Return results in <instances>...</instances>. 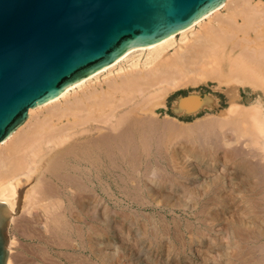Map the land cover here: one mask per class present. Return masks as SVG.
Listing matches in <instances>:
<instances>
[{"label":"bare ground","instance_id":"6f19581e","mask_svg":"<svg viewBox=\"0 0 264 264\" xmlns=\"http://www.w3.org/2000/svg\"><path fill=\"white\" fill-rule=\"evenodd\" d=\"M115 72L116 74L114 75ZM101 77L104 78L102 81H100ZM209 82L213 84L214 94L216 95L215 97H218L219 95L225 96V107L220 101L216 100L217 98L214 99L210 95H206L204 98H202L201 94L196 92L191 93L187 99H177L173 105V109L177 115H182L183 113H192L191 115L193 116H198L201 113L205 114L204 117L199 118L194 124H192V126H190V124L186 125V123L185 125H181L179 121L175 123L176 120H172L173 118L169 119L168 116L165 117L163 123L156 119L157 114L154 108H157L156 106L160 105L164 98L171 92L180 89L200 87L202 85L208 86ZM204 90L206 91V89ZM242 90L245 92L250 91L256 96L254 101L248 99L246 100L248 105L247 107L243 106L242 104L244 103V100H242L243 98L241 99ZM209 113H213L214 115H210ZM230 130L239 140L240 138H248V143L254 147L255 155H260L264 162V2H262V0H227L220 8L207 14L189 28L179 32L177 35L171 36L158 44L137 48L127 52L110 66L103 68L88 78L67 88L56 99L37 108L30 109L28 112V119L25 124L18 128L16 132L13 133L6 141L0 144V203H4L7 206V210L10 212L9 214L13 220L16 218L15 209L17 206L18 208H22L24 206V209L27 213L34 209H38L37 211H40L41 214L40 216H37L39 213L36 212L37 215H33L36 222L35 224L43 226L45 229V231H43L44 233L46 232V234H52L51 236L57 233V237L59 236V238L66 239L65 241H67L66 236L70 235L69 232L76 233L78 235L82 232L79 224L77 225L79 227L78 228L75 224V226H73L69 220H66L68 219L67 216L69 214L71 216L74 213H71V209L74 206H79V208L82 205L91 206L97 201H95V168H98V170H104V173L105 171L107 173L113 172L114 174L119 172L125 175V173L128 174L133 172L135 175L133 173L132 174L138 177V174H140L142 171L145 174H147V172L154 173L153 168H157L160 165V160L168 158L169 160H167V164L170 162L169 164L173 166H170L171 170L169 168L168 169L170 171L178 170V168H176L177 165L179 166L183 162L177 164L178 162H176V156L178 155V151H184L183 147L186 145V143L191 141V145L193 146V143L196 141L197 143L200 141L204 142L207 139L206 137H209V140H207L210 141L211 136H215L216 138V135H221L220 137L222 140L225 139L223 141L220 140L223 142V147H233L231 145L233 144L231 140H234L235 137L231 138L229 136L231 138L229 141V137L227 135V132ZM242 140H240V142ZM209 143L205 144V146H209ZM245 143L248 144L247 142H244V145ZM188 146L190 147V145ZM211 146L212 145H210V149L213 148H211ZM247 146L248 145H246L245 148ZM194 147H196V145ZM220 147L222 146L220 145ZM199 148L196 149L200 150ZM222 148H219V150ZM190 149L188 151H190ZM204 149L206 148L204 147ZM201 150L203 149L201 148ZM242 150H236L233 147L231 150H224L221 154V157L222 155H224L223 157L225 158L226 155L231 157L235 154H241V156L242 154H247L245 153V149V152ZM195 152L197 153L198 151L193 150V154H196ZM204 152L208 153L209 151ZM212 153L215 155L214 152ZM200 155H196V157H200ZM210 158L208 159L209 161ZM212 158L215 159V157ZM227 159L226 163H224L225 160L223 162L225 165L228 163ZM243 159L246 160L245 158ZM243 159L241 161H243ZM231 160H229V162L232 163ZM251 162L245 164L243 162L244 166H242L246 171H248V175L251 177L253 175L256 178L254 173L256 168L254 169ZM258 162L262 161L260 160ZM238 164H236L237 168L239 170L242 169V167ZM263 166L261 165V169L264 170V168H262ZM184 168L181 169L184 170ZM181 169H179L180 173L182 175L184 174V177H186V171L184 170L183 172ZM259 172H261L262 174H260L264 176L262 170ZM152 173L150 175H152ZM161 173L163 174L165 172ZM238 173H240V171ZM156 174L159 175L160 173L157 172ZM162 174L160 175L161 177ZM134 176L131 178L135 179ZM170 176H172V174ZM178 176L180 177V175ZM188 176H190L191 179L194 174L190 172ZM126 177L129 178V176ZM149 177L150 176H147V178ZM168 177L169 176H167V178ZM117 178V180H113V183L124 182L123 176L119 175ZM145 178H142L146 180L144 184L147 183V179ZM150 178L155 180L153 176ZM172 178L175 179L174 177ZM176 178L178 179V177ZM245 178H243V181H245ZM157 179L156 181H158ZM188 179L189 178H187V180ZM101 180L99 179V182ZM171 180L172 179L169 180L170 183ZM175 180H173V182ZM102 181L100 183H103ZM130 181L128 183H131ZM139 181L142 180L139 179ZM169 181L166 182L165 180V183L168 184ZM255 181L257 182H249L253 184L255 183L256 186L262 185V183H259L261 185L257 184L258 181L260 182V180ZM110 182L112 183V180ZM235 182L234 185L239 181L236 183ZM100 183L98 184L101 185ZM103 184H106V182ZM122 184L125 185L124 183ZM135 184H137V182ZM165 185L163 186L165 187ZM213 185L214 184L212 183V186ZM255 185L253 186L256 187ZM176 186L179 188L178 185ZM246 186L247 185L245 184V187ZM253 186L250 187L253 189ZM159 187L162 188V186ZM172 187H174V184ZM172 187L170 188L171 190ZM107 188L110 187L107 186ZM131 188L133 189V187ZM137 188L140 187L136 186L135 189ZM132 189L128 190L130 191ZM125 190L123 189V191ZM205 190L208 191L207 189ZM187 192L189 191H186V193ZM190 192L192 194V190ZM222 192L224 191L222 190ZM262 192L264 194V191ZM133 193L136 194L135 192ZM145 193L147 194L146 191ZM189 194L188 196H190ZM238 194L236 196H238ZM192 195H194V193ZM240 196L241 195H239V197ZM219 197L222 199L219 201L224 202L220 204L218 201V203L225 208H229V206L226 204V202H229L226 201V199H228L227 194L220 193ZM256 197H254V200ZM152 198L153 197L150 199L153 200ZM216 198L217 200L219 199L218 197ZM199 199L200 198H198V200ZM260 199L264 203V195L261 196ZM143 200L139 201V203H143ZM190 200H192V198ZM251 201L247 203L248 205L246 204V211L250 205L255 206L256 201L254 203ZM244 202H246V200ZM136 203L138 202L136 201ZM258 203L256 204L258 205ZM96 206L99 207L98 205H95V207ZM234 208L235 209L232 210L235 212L237 207ZM249 209L252 212L248 210V213L250 212V215L252 213L254 214L252 210L253 208H251V206ZM254 209L256 211V209L259 208L256 207ZM91 210V208H88V212H91ZM244 211L241 209L239 214L237 213L238 216L241 217L242 221L239 219L238 222H233V219H230L231 223H233L229 224L233 227V229L232 227L231 229L234 230L233 232L235 235H237V239L232 241L233 244L231 251H226L224 249L229 254L232 252L234 255H237V259H233H235V262L241 263L249 260L245 259L246 257L241 256H251V253L252 255L255 254L251 251L260 249L263 246L260 245V247L257 245V243L255 246L258 247L253 246L254 243L252 244V240L264 237V214H261L263 218L256 217L258 215L256 214V219H260V222L258 223H253V221H248L246 223L244 220H246L245 218L247 217L245 216L247 214L244 215ZM107 213L108 212L106 211V214ZM89 214L90 213H88V215ZM97 214L98 212L96 215ZM102 214H105V212H102ZM214 214L212 215L214 216ZM232 214H230V217H232ZM83 215L85 217L86 214ZM120 215L124 216V214ZM104 216L107 217V215ZM129 217L132 216L129 215ZM125 218H128V216ZM125 218L120 220H126ZM85 219L86 218H84V220ZM228 220H226L227 223ZM44 221L46 224H44ZM160 225L161 224L158 223L159 227ZM149 227H151V225ZM152 227L151 232L154 229H152ZM145 229L147 230V228ZM164 230L166 231V229ZM85 231L87 232V230ZM163 232L164 231H162V233ZM45 236L48 238L47 235ZM39 237H41V240H43L45 243L49 241V239L42 237L41 232ZM53 237L56 239V235ZM233 239H235V237ZM57 240L58 239H56L57 243L60 242ZM86 241L89 242L90 240ZM67 243L69 242L67 241ZM227 245L230 246L229 244ZM10 246L11 245L8 247L9 253L12 252L10 251ZM258 253H260V251ZM259 256H261V254ZM231 257H233V255H231ZM262 257L263 258L258 259L257 262L255 261L256 259L253 258L249 260V262L250 264H261L264 262V256ZM230 260L231 259H229V262ZM14 263L15 257L9 255L7 264ZM231 263L233 262L231 261ZM247 264L249 263L247 262Z\"/></svg>","mask_w":264,"mask_h":264},{"label":"rangeland","instance_id":"374dc122","mask_svg":"<svg viewBox=\"0 0 264 264\" xmlns=\"http://www.w3.org/2000/svg\"><path fill=\"white\" fill-rule=\"evenodd\" d=\"M262 2H264V0H262ZM115 74H116V72L114 73V75ZM103 79L104 78L101 77L100 81H102ZM93 83H95V82H93ZM208 84H209L208 86L202 85L200 87L180 89V90H176V91L171 92L169 95H167L164 98V100L161 102V104L159 103L160 105L156 106L157 108H154L155 112L157 114L156 119L163 123L164 122L163 120H165V117L168 116L169 119H172V118H173L172 120L175 119L176 120V121L174 120L175 123H177V121H179V123L181 125H185V123H186V125L190 124V126H192V124H194L199 118L204 117L205 114L201 113L198 116H193V115H191L192 113H183L182 115H177V113L173 109V105L177 101V99H187V97H189V95L191 93H196V92L200 93L202 98H204L206 95H210L214 99L217 98L216 100L220 101L223 104V106L225 107L226 106L225 96L219 95L218 97H215L216 95L214 94L213 84L211 82H209ZM204 89H206V91ZM202 92H204V93H202ZM246 92L243 90L241 91V99L243 98L242 100H244V103H242V104L245 107L248 106L247 101H246L247 99L254 101V99L256 97L254 93H251L250 91H246ZM209 114L214 115L213 113H209ZM161 118H163V119H161ZM230 131L227 132L228 137L230 136L231 138H234V137L236 138V139L234 138V140L233 139L231 140V138L229 137V141L231 140L233 142V144H231V145L236 150H242L243 149L242 151L243 152L246 151L245 153H247V154H242V156H241V154H235L234 156H231V157H228L226 155L225 158L223 157L224 155H222V157H221V154L224 150H227V149L231 150V149H233V147L224 146L225 147L224 148L223 142H221V141H223L225 139L222 140V138L220 137L221 135H216L217 136L216 138H215V136H211L210 141H208L209 137H206L208 139V140L207 139L205 140L206 142L208 141L207 143L205 141H204L205 143L202 141L197 143V141H196L193 143L194 144L193 146L191 145L192 144L191 141L186 143V145L183 147L184 151L183 150L178 151V155L176 156L177 157L176 162H178L177 164H180L181 162H183L179 166L177 165L176 168H178V170L170 171L171 170L170 168L173 166H171L169 164L170 162H168V164H167V160H169L168 158L167 159L164 158L163 160L162 159L160 160V165L157 168H153L154 173L147 172V174H145L142 171L144 174L142 172L140 174H138L139 176L136 174L138 177L134 176L135 174L133 172L128 173V174L125 173L126 176H129V178H128L119 172L114 174L113 172L107 173L105 171V173H104V170H98V168H95L96 169V171H95V174H96L95 175V201L96 200L97 201L95 202V204L91 205L92 207L90 205H82V206H80V208H79V206H77L78 208L76 206H74L71 209V213L74 212L75 214L73 213V215H71V216L69 214L67 216L68 219H66V220L67 221L69 220L71 225L72 224H73V226L76 225V227H78L77 225L79 224V227H80L82 232L79 235L76 233L69 232L70 235L66 236L67 241L69 243H67V241H65L66 239H61V238H59V236L57 237V233H56L53 236L56 235V239H58L57 241H60V242H58L60 244H58L56 242V239H54V237L51 236L52 234L50 235L48 233L46 234V232L45 233L43 232V231H45L43 226L35 224L36 222L34 220L35 218L33 215H37V213H39V215H37V216H40V214H41L40 211H37L38 209H34L31 212H28V213H30V214H28L25 211L24 206L22 208L21 207L18 208V206H17V208L15 209L16 213L14 212L16 214V216H15L16 218H14L15 220H13V218L10 216L11 222H9V226L7 228V237L9 239L8 247H9V245H11L10 251L13 252V253L10 252L11 254L9 253V255L15 257V263L14 264H50V263L51 264H233L235 262V259H237L238 256L234 255L232 252L229 254L226 251L232 250L231 249L232 244H233L232 241H235L237 239V237H236L237 235H235V233L233 232L234 231V230H232L233 227L230 224H232L233 222H238L239 219L241 220V217L238 216L239 211L241 209H243V211L245 208L247 209V205H248L247 203L250 202L251 200H252L251 202H253V203L256 201L255 206L250 205L251 208H253L252 210H253L254 214L252 213L250 215V212H252L249 209L250 206L248 208V210L250 211L249 213H248V210L246 211V209H245L244 215L247 214L245 217H247L248 220H247V218H245L246 220H244V222L247 223L248 221H250V222L253 221V223L254 222L258 223V222H260V219H256V217L263 218V216H264V215L263 216L261 215V214H264V212H262V211H264L263 210L264 209V207H263L264 203L260 199V197L264 195L262 192V191H264V181H263L264 176L261 175L262 174L261 172H259L262 170V172L264 173V170L261 169V165L263 166L264 162L261 159L260 155H258V154L255 155L254 147L248 143V138H242L244 140H242L240 138V140H242L241 141L242 143H241L240 140L236 137V135L235 134L233 135V132L232 131L230 132ZM212 139H213V141H212ZM237 139L239 140V142ZM216 140H217V142H216ZM244 142H247L248 144L245 143V145H244ZM208 143L210 145H212L211 148L213 147L212 148L213 151H212V149H210V145L209 146L207 145V147L205 146V144H208ZM187 144L190 145V147ZM198 144H199V146H198ZM195 145H196V147H194ZM220 145L223 148L220 147ZM246 145H248V146L245 148ZM199 147H201L204 151H209V152L208 153L204 152ZM204 147L206 149H204ZM196 148L197 149L199 148L201 150V155L203 153L205 155L203 154L201 156L200 150H197ZM219 148H222L224 150H222V149L219 150ZM189 149H190V151H188ZM244 149H245V151H244ZM193 150L198 151L199 153L197 152L198 153L197 154L195 152L196 154H193ZM212 152H214V153L217 152V153H215L216 156ZM187 153H189V154H187ZM209 153H211L212 155ZM196 155H200V157H196ZM244 155H245V157H244ZM247 155H248V158H247ZM204 156H205V158H204ZM206 156H207V158H208V156H209V158L211 157L210 161L208 160L209 158L208 159L206 158ZM235 156H237V157H235ZM212 157H215V159H213ZM255 157H257V158H255ZM181 158H182V160H181ZM227 158H229V159H227ZM231 158H232V160H231ZM243 158H245L246 160H244ZM249 158H251V159H249ZM222 159H223V161H222ZM226 159L228 160L227 165L224 164V163H226ZM242 159H243V161H241ZM179 160H180V162H179ZM224 160H225V162H224ZM229 160H231L232 163L229 162ZM248 160H249V162H248ZM260 160L263 162V164H262V162H258ZM255 161H257V162H255ZM235 162H237V163H235ZM243 162H244V164L251 162L254 169L255 168L257 169V172H256V169H255V172L253 170L256 178L253 175H252V177L250 175H248V171H246L243 168V166H244ZM238 163H240V164H238ZM253 163L254 164L257 163V164H255L257 167ZM187 164H189L190 166ZM236 164L240 165L242 167V169L239 170L237 168ZM258 164H260V165H258ZM180 166H181V168L185 167L184 170L186 171L185 174L187 176H188V174H190V172L193 173L194 176L190 179V176H192V175H190L188 177L185 175L187 178H189L187 180V178L184 177V174L182 175L180 173V171H179V169H181ZM262 168H264V166ZM187 169H188V171H187ZM156 170H161V171H156ZM181 170H183V169H181ZM184 170H183V172H184ZM189 170H190V172H189ZM238 170L240 171V173H238L239 172ZM155 171H156V173L159 172L160 174L157 175L155 173ZM236 171H238V172H236ZM161 172H165V173L168 172V173L162 174ZM177 172H179L180 174ZM232 172H234V173H232ZM151 173H152V175H150ZM161 174H162V177L160 176ZM164 174L166 175V178H165ZM171 174H172V176H170ZM119 175L123 176L124 182L113 183V180H117L118 179L117 176H119ZM132 175L135 177V179L131 178V177H133ZM178 175H180V177ZM147 176H150V177L153 176V178H155V180L151 179L150 177L147 178ZM157 176H158V179H157ZM167 176H169V177L167 178ZM143 177L144 178L146 177L145 179H147V183H145V184H144V182H146V180L142 179ZM172 177H174L176 180L173 179ZM176 177H178V179ZM183 177H184V179H183ZM235 177H237V178H235ZM169 178L172 179L171 183L169 181L170 180ZM243 178H245V181H243L244 180ZM252 178H254V179H252ZM99 179L100 180L102 179L103 181L102 180L101 181L103 183L106 182V184L100 183L101 181L99 182ZM139 179L142 181H139ZM156 179L159 182L156 181ZM111 180H112V183L110 182ZM165 180H166V182L169 181L168 184L165 183ZM173 180H175V181L173 182ZM179 180L181 181V183ZM255 180H260V182L258 181L257 184L262 183V185L259 184L261 186H256L255 183L257 181H255ZM129 181L131 183H128ZM235 181L238 183H236ZM240 181L241 182L243 181L242 184ZM249 181L255 182V183L253 184V183H250ZM136 182H137V184H135ZM148 182H149V184H152V185H149ZM234 182L236 183L235 185H234ZM98 183H100L101 185H99ZM122 183H124L126 185V188H125V185H123ZM161 183L163 185L166 184L165 187ZM212 183L214 184L213 185L214 187L212 186ZM141 184H142V186H141ZM171 184L172 185L174 184V187H172ZM179 184L181 185V187ZM184 184H186V185H184ZM245 184L248 187L247 186L245 187ZM130 185H131V187H133V189L130 187ZM145 185H146V187H145ZM176 185H178L179 188ZM242 185H244V186H242ZM253 185H255L257 188L254 187ZM107 186L110 188H107ZM136 186L140 187V188H137L138 189L137 190V189H135ZM159 186H162V188ZM204 186L205 187L208 186L209 189H208V187L205 188ZM221 186H223V187H221ZM250 186H253L254 188L252 189V187H250ZM117 187H119V188H117ZM171 187H172V190L170 189ZM188 188H189V190H188ZM247 188H249V189H247ZM123 189L124 190L126 189V190L123 191ZM128 189H132L130 191H133L136 194H134L133 192H130ZM205 189H207L208 191L209 190H211V191L208 192ZM224 189H226V190H224ZM250 189L253 191H251ZM150 190H152V191H150ZM184 190H185V192H184ZM191 190H192V194L194 193V195L191 194V192H190ZM222 190L224 192H222ZM246 190H248V191H246ZM145 191L147 192V194L149 192L151 194L149 193L147 195L145 193ZM186 191H189V192L186 193ZM238 192H239V194H238ZM195 193H197V194H195ZM220 193L221 194H224V193L227 194L228 199H226V201H229L230 203L226 202V201L225 202H226L227 206H229V208H225L224 206L220 205L221 203L224 202V201H219V200H222L219 197ZM243 193H244V195H243ZM256 193L259 195H257ZM260 193H261V195H260ZM130 194H132V195H130ZM140 194H141V196H140ZM186 194H187V197H189V198L186 197ZM188 194L191 197L188 196ZM218 194H219V196H218ZM237 194H238V196H236ZM239 195H241V196L239 197ZM192 196H194V197H192ZM215 196L218 197L219 199L217 200V198ZM133 197H135V198H133ZM149 197L150 198L153 197L152 199L154 200V202ZM230 197H232V198H230ZM254 197H256L255 200H254ZM132 198L134 201L132 200ZM185 198H187V199L184 200ZM191 198H192V200H190ZM198 198H200V199L198 200ZM248 198L250 201L248 200ZM251 198H253V199H251ZM167 199H168V201H167ZM142 200H143L144 204L142 202L139 203V201H142ZM245 200H246V202H244ZM247 200H248V202H247ZM136 201L138 203H136ZM195 201H196V203H195ZM218 201L220 202V204L218 203ZM166 202L168 205L166 204ZM178 202H179V205H178ZM243 203L245 205L246 204L247 205L245 206ZM256 203H258V205ZM261 203L263 204V206ZM140 204H142V205H140ZM149 204H151V205H149ZM241 204H243L245 207ZM95 205H98L99 207H97V206L95 207ZM230 205H231V207H230ZM240 205L242 208L240 207ZM184 206H185V208H184ZM232 206H233V208H232ZM234 207H237L235 212H234V210H232V209H235ZM256 207L259 209H256V211H255L254 208H256ZM88 208L92 209L91 210L92 213L88 212ZM76 211H77V213H76ZM101 211L103 213L105 212V214H102ZM106 211L108 212L107 214H106ZM95 212L96 213L98 212V214L96 215ZM245 212H247V213H245ZM82 213L86 214L85 217ZM88 213H90L91 215L90 214L88 215ZM214 213H216L217 215ZM234 213H236V214L238 213V214L236 215ZM120 214H124V216L125 217L128 216V218H125L123 215H120ZM212 214H214V216ZM228 214H229V217L231 216L230 214H232V217L229 218ZM256 214H258V215L256 216ZM95 215H96V217H95L96 219L98 216L97 220L94 218ZM104 215H107V217ZM118 215H120V216H118ZM129 215L134 217V218L129 217ZM210 215H212V216H210ZM233 215L234 216L236 215L238 217L235 216L236 217L235 218ZM215 216H217V217H215ZM83 217L86 219L84 220ZM102 217H103V219H102ZM226 217H227V219H226ZM93 218H94V220H93ZM124 218L126 220H120V219H124ZM131 218H132V221H131ZM237 218H238V220H237ZM243 218H244V216H243ZM249 218H251V219H249ZM88 219H90V220H88ZM230 219H233L232 223H231ZM76 220H78V221H76ZM226 220H228V223ZM97 221H99V222H97ZM158 223L161 224L160 227L158 226ZM261 223H262V221H261ZM44 224H46V222ZM100 224H101V226H100ZM147 224L148 225L150 224L151 227L153 226L152 229L153 228L154 229L152 230V232H151V227H149L150 225L148 226ZM95 225H97V226H95ZM154 226H156V227H154ZM97 227L98 228L101 227V228H99L100 230ZM231 227H232V229H231ZM34 228H36V229H34ZM107 228H108V230H107ZM145 228H147V230ZM159 228H161V229H159ZM148 229H149V231H148ZM158 229L160 230V232ZM164 229H166V231ZM83 230H84V232H83ZM85 230H87V232ZM90 230H92V231H90ZM157 230H158V232H157ZM161 230L164 232L162 233ZM39 231L41 232L42 237H44L45 239H49V241L47 243H45L43 240H41V237H39V235H40ZM104 231L106 232V235H105ZM142 232H144V233H142ZM86 233H87V235H86ZM43 234H45L47 236L50 235V236H48V238H47ZM152 234H153V236H152ZM158 234H160V235H158ZM36 235H37V237H36ZM80 235H82V236H80ZM150 236H151V238H150ZM157 236H158V238H157ZM234 237H235V239H233ZM76 238L79 240H77ZM86 240H90L91 242L89 241L90 242L89 243ZM72 242H74V243H72ZM80 243H82V244H80ZM253 243H254L253 246H255L256 243L258 246L263 245L262 247L260 246L261 247L260 249H262V250L255 249L254 250L255 252L251 251V252L255 253V254H253L254 256L251 253V256L249 255L247 257L244 255L241 257H246L245 259H249V260H251L253 258V259H256L255 261L257 262L258 259L263 258L262 256H264V254H263L264 253V237L260 238V239L252 240V244ZM71 244H73V245H71ZM227 244H229L230 246H228ZM62 245H64V246H62ZM258 246H255V247H258ZM259 251H260V253H258ZM260 254H261V256H259ZM231 255H233V257H231ZM17 257H20V258H17ZM228 258L231 259L230 262H229ZM233 258H235V259H233ZM249 260L245 261L246 264H247V262L250 264ZM231 261L233 263H231ZM245 262H242V263L245 264ZM242 263L241 262H235L234 264H242ZM261 264H264V262Z\"/></svg>","mask_w":264,"mask_h":264},{"label":"water","instance_id":"95a60500","mask_svg":"<svg viewBox=\"0 0 264 264\" xmlns=\"http://www.w3.org/2000/svg\"><path fill=\"white\" fill-rule=\"evenodd\" d=\"M227 0H0V144L30 109L127 52L189 28ZM10 212L0 203V264Z\"/></svg>","mask_w":264,"mask_h":264}]
</instances>
